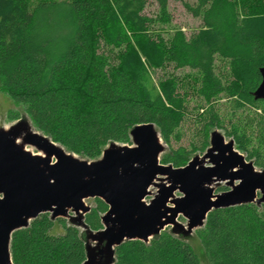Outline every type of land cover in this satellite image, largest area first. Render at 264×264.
Masks as SVG:
<instances>
[{
	"label": "trees",
	"instance_id": "1",
	"mask_svg": "<svg viewBox=\"0 0 264 264\" xmlns=\"http://www.w3.org/2000/svg\"><path fill=\"white\" fill-rule=\"evenodd\" d=\"M154 1L156 17L143 11L147 0H0L1 87L26 106L31 124L47 138L93 160L110 142L131 144L128 132L137 124L153 123L168 141L183 120L184 98L175 78L156 82L152 75L168 62L187 64L212 90L204 92L208 100L222 90L237 107L261 102L254 107L257 144L235 127L228 135L246 160L264 169V100L252 96L264 67V0H176L193 16L201 14L204 25L189 40L176 29L168 43L158 23L168 20L169 0ZM217 54L229 63L224 87L213 73ZM186 156L175 149L159 161L184 167ZM93 202L82 218L95 233L108 207L98 197ZM48 215L11 233L12 264L84 262L78 227L70 223L64 234L52 236ZM195 233L207 264H264V203L211 209ZM112 256L111 264H201L192 247L168 229L146 243L124 240Z\"/></svg>",
	"mask_w": 264,
	"mask_h": 264
},
{
	"label": "water",
	"instance_id": "2",
	"mask_svg": "<svg viewBox=\"0 0 264 264\" xmlns=\"http://www.w3.org/2000/svg\"><path fill=\"white\" fill-rule=\"evenodd\" d=\"M258 72L261 80L252 96L264 100V67ZM155 129L153 123L137 124L128 132L131 146L110 142L88 161L43 133H32L24 119L9 130L0 128V264H12L11 233L43 212L50 220L67 218L85 229L82 215L91 207L83 200L88 197L102 199L108 210L100 215L102 228L95 233L85 229L97 246L94 251L85 243L82 264H111L115 246L130 239L146 243L169 224L172 234L188 235L202 227L211 209L264 203V169L254 170L253 162L234 149L233 139L225 143L215 130L200 157L174 168L158 161L164 147ZM17 137L43 155L24 150ZM158 177L165 181L157 184ZM220 181L228 190L215 193ZM150 185L158 191L145 203ZM177 191L181 195L175 197ZM70 210L76 214L69 215ZM179 215L187 229L176 222Z\"/></svg>",
	"mask_w": 264,
	"mask_h": 264
},
{
	"label": "rangeland",
	"instance_id": "3",
	"mask_svg": "<svg viewBox=\"0 0 264 264\" xmlns=\"http://www.w3.org/2000/svg\"><path fill=\"white\" fill-rule=\"evenodd\" d=\"M188 1L194 3L195 0ZM157 6L158 5L154 0H147L146 7H144L143 11L151 17H156L159 15ZM166 10V18H168V20L165 23H158V26H162V29H159V31L167 43L172 38V33H174L176 29L182 32L181 34L186 40H189L204 25L201 14L197 17L193 16L190 11L185 9L183 5L176 0H169ZM213 65L214 75L219 79L223 87L226 86L231 78L228 75L230 72L229 63L225 58L217 54L215 58H213ZM172 77L175 78L177 82V91H179L184 98V115L180 125L174 130V134L170 136L168 141H164V139L160 137L164 151L161 152L160 156L158 157V161L162 155L168 154L171 150L175 149H183V151H186L188 153V156H186L188 159H190L193 155H198L200 157L202 152H204L209 146L208 141L210 140V134L215 130L223 135V141L225 143L233 139V136L230 134L228 135V133L231 131V128L235 127L240 131L244 130L247 136L250 137L249 140L253 146L257 144L256 141L258 139V129L256 125L258 116L256 114L258 113L259 109L254 111V107H256V105L261 106V102L256 101L255 105H253L254 107L250 105H241V107H237L236 103L234 102L235 98L229 96L222 90L217 94L214 93V95L211 96V99L208 100L207 95L204 92L206 90L209 91V87H207V85H205L203 82V77L200 75V73L198 75V70L193 69V67L187 64H185L184 67H180V65H177L176 63L168 62L164 68L158 69L152 75V78L156 82L158 79H169ZM209 92L211 93L212 90ZM25 107L26 106L24 104H19L12 98L8 97L0 85V128L9 130L11 125H13L15 122H19L24 119L30 128V131H32V133L39 134L41 131L37 130L34 125L31 124V119L25 111ZM211 122L213 123L212 125ZM16 139L19 145H23L24 150H28L35 155H43V152L36 151L32 145L23 143L20 137H17ZM131 144H128V146H131ZM233 147L243 157L245 156L246 152L238 150L236 144H234ZM75 157L78 156L75 155ZM54 159L55 158L53 157L52 160ZM250 159L254 162V159ZM258 169H260V167H254V170L258 171ZM163 181H165L163 177H158V179H155L157 184L163 183ZM217 184L220 186L215 190V193H218V190L221 186H226L224 185L223 181H220ZM157 191L158 189L156 186L150 185L148 189L149 194L143 198V202L149 203L148 201L154 197ZM174 195L177 197L180 196L181 193L177 191L174 193ZM93 200V198L88 197L84 199L83 202L85 205L94 208L96 204H94ZM75 214L76 213L74 211H69V215L74 216ZM101 214L102 213H100V215ZM51 221H53V225L52 228L48 230V233H50L52 236L64 234V227L71 223L67 218L64 223L58 222L56 218L55 220ZM176 222H179L184 228H186L185 224H187V221L183 215H179L176 219ZM164 229L171 230V225L169 224L165 226ZM196 229L197 227L192 228L188 235L178 233L174 234V236H176L178 239L180 238L183 241H186V243L192 247L195 255L198 256L200 263L207 264L205 255L203 254V248L195 233ZM77 231L80 233L81 237L86 240L85 243H87V245L91 246L92 248H95V251L97 243L95 240L89 238L87 234L88 232L80 227L77 228Z\"/></svg>",
	"mask_w": 264,
	"mask_h": 264
},
{
	"label": "flooded vegetation",
	"instance_id": "4",
	"mask_svg": "<svg viewBox=\"0 0 264 264\" xmlns=\"http://www.w3.org/2000/svg\"><path fill=\"white\" fill-rule=\"evenodd\" d=\"M222 190H225V191H226V190H228V189L224 188V189H221V190H218V191H222Z\"/></svg>",
	"mask_w": 264,
	"mask_h": 264
}]
</instances>
